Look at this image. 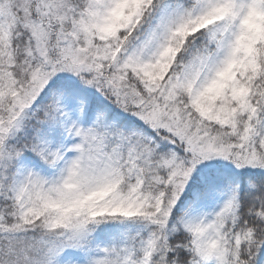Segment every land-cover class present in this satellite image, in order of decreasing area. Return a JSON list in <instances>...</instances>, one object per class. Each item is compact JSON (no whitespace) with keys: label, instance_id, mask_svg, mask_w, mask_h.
<instances>
[{"label":"snow or ice","instance_id":"snow-or-ice-1","mask_svg":"<svg viewBox=\"0 0 264 264\" xmlns=\"http://www.w3.org/2000/svg\"><path fill=\"white\" fill-rule=\"evenodd\" d=\"M0 264H264V0H0Z\"/></svg>","mask_w":264,"mask_h":264}]
</instances>
